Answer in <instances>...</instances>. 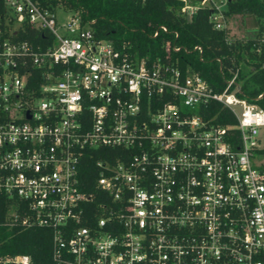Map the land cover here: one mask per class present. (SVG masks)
Returning a JSON list of instances; mask_svg holds the SVG:
<instances>
[{
    "label": "built area",
    "instance_id": "built-area-1",
    "mask_svg": "<svg viewBox=\"0 0 264 264\" xmlns=\"http://www.w3.org/2000/svg\"><path fill=\"white\" fill-rule=\"evenodd\" d=\"M180 1L175 17L208 6L228 30L215 0ZM25 25L45 44L20 39ZM163 48L138 57L74 12L4 0L0 195L11 223L50 231L57 264H264V108L237 68L217 91Z\"/></svg>",
    "mask_w": 264,
    "mask_h": 264
},
{
    "label": "trees",
    "instance_id": "trees-1",
    "mask_svg": "<svg viewBox=\"0 0 264 264\" xmlns=\"http://www.w3.org/2000/svg\"><path fill=\"white\" fill-rule=\"evenodd\" d=\"M33 1L41 8L76 13L83 23H88L96 38L111 39L116 46L124 45L130 54L138 57L163 58L167 40L181 46L179 51L171 53L172 60L181 68L190 66L217 91L237 68L241 94L264 108V98L254 100L258 93L264 92V0H226L223 13L227 19L234 14H252L257 19L255 34L242 37L229 36L226 28H215L208 6L197 8L189 20L175 17V12L168 8L180 7V0ZM3 13L4 0H0V15ZM160 25H165L166 30H161ZM156 30L157 35L153 36ZM17 35L34 45L45 44L42 39L48 37L47 31H36L26 25ZM214 114V111L209 113ZM225 117L229 122L234 121L232 116ZM257 153L264 172V147ZM101 157L99 153L87 156V166ZM14 202L0 195V254H25L32 264H57L51 258L48 229L11 223L8 208Z\"/></svg>",
    "mask_w": 264,
    "mask_h": 264
},
{
    "label": "rangeland",
    "instance_id": "rangeland-1",
    "mask_svg": "<svg viewBox=\"0 0 264 264\" xmlns=\"http://www.w3.org/2000/svg\"><path fill=\"white\" fill-rule=\"evenodd\" d=\"M217 3L221 4V7L225 8V0H215ZM60 18L64 17V14L60 13ZM257 19L252 14H247L241 16L239 14H234L229 17L227 21L228 35L229 36H245L254 35L257 29ZM261 141L264 142V130L260 132Z\"/></svg>",
    "mask_w": 264,
    "mask_h": 264
},
{
    "label": "crops",
    "instance_id": "crops-1",
    "mask_svg": "<svg viewBox=\"0 0 264 264\" xmlns=\"http://www.w3.org/2000/svg\"><path fill=\"white\" fill-rule=\"evenodd\" d=\"M229 19V18H228ZM239 37H242V36H239Z\"/></svg>",
    "mask_w": 264,
    "mask_h": 264
}]
</instances>
